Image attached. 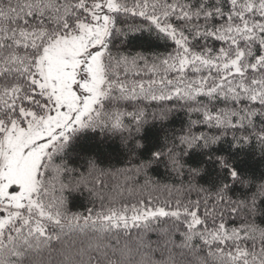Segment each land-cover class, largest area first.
Listing matches in <instances>:
<instances>
[{"label":"snow or ice","instance_id":"snow-or-ice-1","mask_svg":"<svg viewBox=\"0 0 264 264\" xmlns=\"http://www.w3.org/2000/svg\"><path fill=\"white\" fill-rule=\"evenodd\" d=\"M0 264H264V0H0Z\"/></svg>","mask_w":264,"mask_h":264},{"label":"trees","instance_id":"trees-1","mask_svg":"<svg viewBox=\"0 0 264 264\" xmlns=\"http://www.w3.org/2000/svg\"><path fill=\"white\" fill-rule=\"evenodd\" d=\"M160 51H163V49H160ZM179 120H177L175 127H179ZM162 133L159 132L156 128H149L146 131V141L149 144V147L152 146V144H156L160 142ZM82 144H87L88 141H82ZM77 152L80 153V157L76 158V156H73V160L70 163V167H76L83 171V168L81 167L84 163V157L89 154H93L91 152L82 151L81 149H77ZM100 156L101 159L104 161L103 166L107 167L109 169H123L128 165L126 156L120 147L118 140H109L106 141L101 149H100ZM243 164L248 165L249 167H252L254 169L260 168V162L258 158H254L251 153L249 154H242L241 157ZM150 175L153 178H158L161 183H174L172 179H170L167 174L164 172L163 168H155L152 170ZM105 192H109L117 183H122L123 178H117V177H105ZM143 181L141 180V183ZM91 187V185H89ZM154 196L158 198L159 201H163L166 198V193L163 192H156L153 193ZM69 207L71 211L73 212H79L84 213L87 208L95 207L96 209H99L100 207V201L90 195V193L86 189H81L80 192H74L69 197ZM140 234V230L133 228L127 237H125L122 233L120 234L121 240L125 241L127 240L133 247H137V241L136 237ZM146 243L151 244L152 249H157L159 244H162V240H158V237L154 233H148L146 236ZM177 243H179V238L177 237ZM144 251H147L148 249H143ZM162 250V249H161ZM139 257H137L138 259ZM154 259H161V256L158 254L153 255Z\"/></svg>","mask_w":264,"mask_h":264},{"label":"rangeland","instance_id":"rangeland-1","mask_svg":"<svg viewBox=\"0 0 264 264\" xmlns=\"http://www.w3.org/2000/svg\"><path fill=\"white\" fill-rule=\"evenodd\" d=\"M13 190H15V186H14V189Z\"/></svg>","mask_w":264,"mask_h":264}]
</instances>
